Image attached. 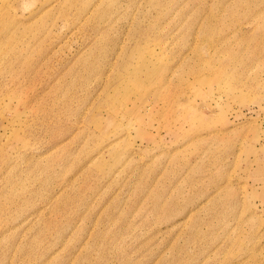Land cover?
<instances>
[{"label":"rangeland","instance_id":"374dc122","mask_svg":"<svg viewBox=\"0 0 264 264\" xmlns=\"http://www.w3.org/2000/svg\"><path fill=\"white\" fill-rule=\"evenodd\" d=\"M0 264H264V0H0Z\"/></svg>","mask_w":264,"mask_h":264},{"label":"bare ground","instance_id":"6f19581e","mask_svg":"<svg viewBox=\"0 0 264 264\" xmlns=\"http://www.w3.org/2000/svg\"><path fill=\"white\" fill-rule=\"evenodd\" d=\"M137 61H138V60H137ZM142 63H143V62H142ZM109 65H110V64H109ZM112 65H113V64H112ZM110 66H111V65H110ZM124 74H125V73H124ZM124 77H125V76H124ZM130 77H132V76H130ZM133 82H134V81H133ZM142 84H143V82H142ZM140 86H141V85H140ZM141 90H142V89H141ZM143 93H144V92H143ZM143 93H142V94H143ZM146 106H147V105H146ZM123 110H124V109H123ZM125 110H126V109H125ZM132 110H133V109H132ZM132 110H131V111H132ZM134 113H135V112H134ZM120 123H121V122H120ZM113 126H114V125H113ZM118 128H119V127H118ZM123 128H124V127H123ZM114 130H115V129H114ZM103 133H106V132H103ZM113 143H114V142H113Z\"/></svg>","mask_w":264,"mask_h":264}]
</instances>
